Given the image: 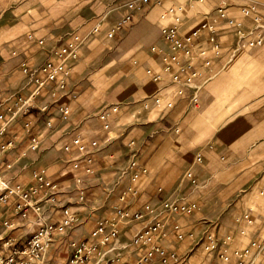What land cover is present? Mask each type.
I'll return each mask as SVG.
<instances>
[{
    "label": "crops",
    "instance_id": "0c3cea01",
    "mask_svg": "<svg viewBox=\"0 0 264 264\" xmlns=\"http://www.w3.org/2000/svg\"><path fill=\"white\" fill-rule=\"evenodd\" d=\"M10 1L19 3L15 11L7 10V1L0 0V44L5 45L0 48V54L9 56L18 46L25 61L37 68L47 59L48 52L25 47L27 32H35L48 42L73 32L83 35L95 26L107 8L121 6L127 0ZM221 2H227L231 14L238 18H241L240 9L249 4H256L264 16V0H207L185 12V31L189 32L201 19L211 16ZM28 9L31 14H26ZM163 10L156 5L147 7L136 15L130 33L123 34L125 30L112 40L126 39L132 51L143 56L147 66L149 48L162 45L160 15ZM122 13L123 10L115 12L103 25L100 34L105 39V32ZM243 20L245 27L251 28L252 20ZM218 39L224 47L223 56L215 60L218 75L201 91L198 105L190 104L186 98L178 99L175 109L169 112H148L136 105L132 114L128 115L125 110L117 115L112 121L111 133L100 128L95 130L92 127L100 123L83 116V101L74 99L84 85L74 67L66 91L50 85L37 98L35 108L21 118V124L14 126L12 136L21 144L8 156L9 161H14L12 176L8 173V178L29 184L36 169L47 168L50 178L60 185L62 196L54 205L42 204L43 219L59 223L65 206H71L82 218L78 227L55 238L45 255V264H70L73 245L91 239L97 223L105 218H117L119 209H126L132 215L146 204L158 208L163 200L176 196L199 202L200 210L195 215L173 218L186 232L200 238L204 232L212 231L221 242L231 236V250L255 239L264 244V45L242 50L231 58V36L221 33ZM206 44L203 36L201 46ZM10 87L26 94L34 89V83L31 77L23 75ZM149 89L154 93L155 84ZM62 106L71 110L68 120L62 119ZM48 122L53 123V128L48 127ZM26 124L41 138L38 152L28 150L29 142L22 136ZM78 135L100 143L93 163L95 175L84 177L80 185L76 177L82 171H75L72 164L78 152L67 153L63 149ZM197 153L203 155L202 164L195 162ZM133 161L146 164L149 169L137 181H133L129 170ZM124 170L128 171L123 177ZM189 170L200 182L195 191L187 185L181 188L183 176ZM80 190L84 191L83 200ZM122 196H125L124 202ZM36 200L35 197L33 201ZM245 213H250L253 224L236 221ZM0 221V252L8 250L5 244L10 239L24 245L40 228L33 210L27 218H22L5 207L0 211ZM142 226L141 222L123 220L118 238L96 249L93 260L85 264L98 260L100 251H108L107 259L136 262L140 253L126 248L134 232ZM164 245L177 248L181 256H188L185 264H210L197 241L177 243L170 234Z\"/></svg>",
    "mask_w": 264,
    "mask_h": 264
},
{
    "label": "built area",
    "instance_id": "2783aa9c",
    "mask_svg": "<svg viewBox=\"0 0 264 264\" xmlns=\"http://www.w3.org/2000/svg\"><path fill=\"white\" fill-rule=\"evenodd\" d=\"M206 1L127 0L121 6L111 7L105 15L100 16L92 30L85 35L73 32L51 42L45 39L38 40L39 48L47 49V59L37 68L26 61L20 66L22 73L33 80L34 89L28 95L0 91V166L6 171L14 168V161H9L8 156L17 145L12 136L15 122L35 108L34 103L37 98L50 85L66 91L82 48L92 36L101 32L108 19L120 10H123L122 15L106 31L107 39H115L119 33L130 28L134 24L136 15L147 7L156 5L164 8L160 15L162 45H153L149 48L150 62L145 67V75L155 84L156 91L142 100L143 110L169 112L175 109L177 100L183 98L192 105H198L201 91L218 75L215 60L223 56L224 50L218 39L221 33L231 36V58L242 50L264 45V16L260 14L256 4L243 6L240 9L241 18H238L231 14V6L227 2H221L211 16L201 19L197 26L186 32L185 12L196 4ZM243 19L252 20L251 28L245 27ZM203 36H206V46H201ZM60 110L62 119L68 120L71 115L70 108L62 106ZM123 111L124 108L120 105L107 106L97 114V119L102 128L109 131L111 118ZM47 125L53 128L52 122H48ZM25 128L30 131L29 124H26ZM63 149L67 153L74 150L78 152V157L72 161L73 169L82 171V175L76 177L78 185L82 183L84 177L95 175L93 163L100 149L98 140H85L78 135L65 144ZM28 150L31 152L41 150V138L36 134L31 135ZM203 161L202 153H197L195 162L202 164ZM129 170L132 171L133 181L149 173L146 164L138 161H133ZM127 171L124 170L123 177ZM185 185L192 191L199 188L200 182L191 170L183 176L181 188ZM61 196L60 185L50 178L45 167L33 172L29 184L0 176V211L8 207L11 214L27 218L29 211L33 210L37 224L40 225V228L22 246L13 239L8 240L5 244L8 250L0 252V264H45V255L55 238L65 235L82 223L80 214L71 206L62 208V220L59 223L47 222L43 219L42 204L54 205ZM35 197L37 200L33 201ZM80 197L81 200L84 199L83 190H80ZM121 201H125V196L121 197ZM199 210V202L187 196L163 200L158 208L146 204L142 210L132 215L126 209H119L117 218H105L97 223L91 233V239L73 245L70 264L91 262L96 249L118 238L119 226L125 219L143 223V226L134 232L131 244L126 248L137 250L140 253L139 259L134 263L121 262L107 259L108 251H100L99 259L93 264H152L155 261L160 264H185L188 256H181L177 248L164 245L170 234L177 243L187 240L197 241L202 246L204 259L210 264H258L257 262L264 264V244L259 239L231 250V236H227L221 242L214 232L206 231L198 238L195 233L186 232L180 224L173 222L176 215L190 217ZM240 220L249 225L254 223L250 213L243 214L236 221Z\"/></svg>",
    "mask_w": 264,
    "mask_h": 264
},
{
    "label": "rangeland",
    "instance_id": "374dc122",
    "mask_svg": "<svg viewBox=\"0 0 264 264\" xmlns=\"http://www.w3.org/2000/svg\"><path fill=\"white\" fill-rule=\"evenodd\" d=\"M6 1L8 3L7 10L15 11L17 9L19 5L17 1ZM110 8L111 6L107 8V11ZM31 12L32 11L28 9L26 14H31ZM105 13L103 15H105ZM1 25L2 22L0 18V28ZM130 28L123 32V34L127 32L130 33ZM91 30H87L83 35L89 33ZM30 37L32 38L30 39ZM40 39L41 38H39L35 32H27L24 46L37 51L40 49L37 44V41ZM153 43L154 42H150L149 45H153ZM2 46L5 45L0 44V48ZM146 46L147 45H145V47ZM19 49L20 48L17 46L13 49L14 51L12 50L9 56H2L0 54V91L24 94L19 92V90L14 91V89L10 87L24 75L20 66L25 62L26 57ZM22 59L24 61H21ZM142 59L143 56L132 51L128 41L123 39V37L117 40H108L105 39L100 32L92 36L82 48L79 60L74 65L75 70L78 72L77 76L79 77V81L84 83L80 93L74 98L84 103L85 107L82 109V115L93 120L96 119L98 123H100L97 119V114L107 106L120 105L124 108V111L126 110L128 112V115H130L132 108L136 105L142 107V100L144 97L153 94L150 92L149 88L151 84H154L145 75V65L147 63H144ZM24 95H28V93ZM140 97L142 98L137 102ZM117 117L118 116H113L111 118V129L109 131H105L101 123L92 128L95 130L100 128L106 133H111L113 130L112 121L117 119ZM19 124H21V118L15 122L14 126H18ZM23 128L24 132L22 136L29 142L33 132L27 131L25 126H23ZM20 144V142L17 143L19 146ZM10 172H13V169L6 171L0 166V176L8 178V173L10 175Z\"/></svg>",
    "mask_w": 264,
    "mask_h": 264
}]
</instances>
